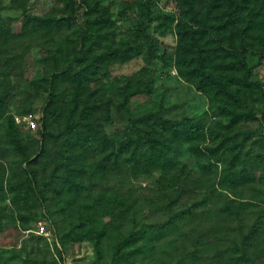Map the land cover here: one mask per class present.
Returning <instances> with one entry per match:
<instances>
[{"label": "rangeland", "instance_id": "374dc122", "mask_svg": "<svg viewBox=\"0 0 264 264\" xmlns=\"http://www.w3.org/2000/svg\"><path fill=\"white\" fill-rule=\"evenodd\" d=\"M214 2L0 0V264H264V99L233 121V99L180 45L196 9L235 32L229 3ZM88 3L108 9L100 31ZM112 46L129 54L96 63ZM83 47L88 60H75ZM261 51L247 57L264 83ZM188 120L198 136H175ZM163 121L175 163L148 144ZM124 141L135 156L120 165Z\"/></svg>", "mask_w": 264, "mask_h": 264}, {"label": "trees", "instance_id": "16d2710c", "mask_svg": "<svg viewBox=\"0 0 264 264\" xmlns=\"http://www.w3.org/2000/svg\"><path fill=\"white\" fill-rule=\"evenodd\" d=\"M227 3H229V11L232 16L235 32L227 33L228 25L225 23L215 25L208 17L201 16L200 11L196 9L193 11L195 23L188 27L184 22V27L180 31V45L182 51L189 52L190 49L191 51L193 50L189 53L191 56L189 64L196 63L192 71L199 74L198 76L202 83L217 87L220 92L227 93L233 99L234 107L232 110L235 114L233 121L236 122L248 119V116L251 114L254 115L255 111L251 106H255L256 101L264 99V83L251 79L252 66L249 65L247 57L249 46H252L253 49H261V54L262 56L264 55V29L255 34L252 32L257 25H260V17H263L262 20L264 22V0H238V2L235 0H215L214 4L210 5V12L213 9H228ZM87 6L90 12L87 23L100 31L111 20L107 16V7L101 6L98 3H88ZM250 7L251 12L247 16L248 23L241 25L242 18H244V9ZM30 18L34 19L33 21L36 24L40 22V24L44 25L50 24L54 20L52 16H31ZM139 38L140 36H138V41ZM89 39L88 33L83 35L82 44L87 43ZM81 50L82 52L74 58L75 60L84 62L88 60L91 50L84 49V47ZM109 50L97 53L95 55V62L101 61L106 55H118L119 52L123 55L129 54V50H123L120 46H115V48L112 46L111 50ZM63 70L64 68L60 71ZM55 71L59 72V69ZM80 75L81 79L82 73ZM124 89L127 100L137 92L136 89H132L131 83H127ZM53 109L57 111L55 103L52 104ZM73 109L76 110V108ZM161 124V131L149 132L148 144L157 147L161 154L163 152L164 156L171 157V161L175 163L173 149L165 152V147L169 144L166 143L164 136L170 130V125L167 121H163ZM181 125H183V128L180 127ZM181 125L173 124L171 126L173 127V134L175 136L181 134L183 130L189 133L190 138L198 136L200 127L194 121L188 120ZM134 151L135 149L131 148L129 141L121 142L120 165L124 161H133L135 156ZM125 154L130 155L128 158H124V156H127ZM165 163L166 165L168 164L166 160ZM183 174L187 177L185 172ZM227 208L231 211L229 205H227ZM184 212L187 211H182L179 217H182ZM158 229L164 231L167 229V224L159 226ZM140 234V231L132 232L129 237L124 239L125 246L131 244L132 240L139 237ZM243 256L247 259H252L247 248L243 251Z\"/></svg>", "mask_w": 264, "mask_h": 264}, {"label": "built area", "instance_id": "2783aa9c", "mask_svg": "<svg viewBox=\"0 0 264 264\" xmlns=\"http://www.w3.org/2000/svg\"><path fill=\"white\" fill-rule=\"evenodd\" d=\"M18 120H20L19 116H16ZM29 122L35 127L37 125L35 120H29Z\"/></svg>", "mask_w": 264, "mask_h": 264}]
</instances>
